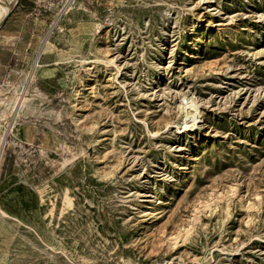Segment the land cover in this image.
Masks as SVG:
<instances>
[{
	"label": "rangeland",
	"instance_id": "374dc122",
	"mask_svg": "<svg viewBox=\"0 0 264 264\" xmlns=\"http://www.w3.org/2000/svg\"><path fill=\"white\" fill-rule=\"evenodd\" d=\"M5 4L0 264H264V0Z\"/></svg>",
	"mask_w": 264,
	"mask_h": 264
},
{
	"label": "bare ground",
	"instance_id": "6f19581e",
	"mask_svg": "<svg viewBox=\"0 0 264 264\" xmlns=\"http://www.w3.org/2000/svg\"><path fill=\"white\" fill-rule=\"evenodd\" d=\"M6 0H0V20H1V17L3 16V14H5L7 12V7H6V4H5ZM198 111H196L194 114H189V115H186L184 117H181V121H182V124L183 126H188L189 123L188 121L190 119H195L197 116H198ZM199 119V117H198ZM196 120V119H195ZM194 123V122H193ZM196 123V122H195ZM182 126V125H181ZM191 126V125H190Z\"/></svg>",
	"mask_w": 264,
	"mask_h": 264
},
{
	"label": "water",
	"instance_id": "95a60500",
	"mask_svg": "<svg viewBox=\"0 0 264 264\" xmlns=\"http://www.w3.org/2000/svg\"><path fill=\"white\" fill-rule=\"evenodd\" d=\"M8 17H9V12L1 19L0 26H2L7 21Z\"/></svg>",
	"mask_w": 264,
	"mask_h": 264
}]
</instances>
